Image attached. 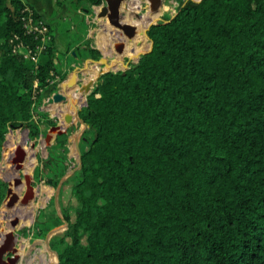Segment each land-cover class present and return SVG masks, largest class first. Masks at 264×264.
<instances>
[{"label": "trees", "instance_id": "1", "mask_svg": "<svg viewBox=\"0 0 264 264\" xmlns=\"http://www.w3.org/2000/svg\"><path fill=\"white\" fill-rule=\"evenodd\" d=\"M100 1L54 4L86 14ZM178 1L146 31L150 51L100 74L79 108V167L68 169L73 127L45 147L37 180L54 187L72 170L66 227L48 240L57 264H264V0ZM25 8L49 37L34 58L16 49L41 43ZM54 43L32 6L0 0V147L8 126L38 135L42 92L65 76ZM38 216L34 237L61 223L52 207Z\"/></svg>", "mask_w": 264, "mask_h": 264}, {"label": "rangeland", "instance_id": "2", "mask_svg": "<svg viewBox=\"0 0 264 264\" xmlns=\"http://www.w3.org/2000/svg\"><path fill=\"white\" fill-rule=\"evenodd\" d=\"M137 1L138 3L135 4L137 5V8H134V5H131L130 10L132 11L130 16L124 17L123 19L119 20L122 26L123 24H126L132 27V32L127 29H118L116 27H113L104 18L97 17L98 20L96 18H92L90 9L89 12L85 14L74 12L66 3H64L63 5L61 4V7H59L58 5H54L56 9L61 8L63 10L62 13L60 12L61 15L59 16H55L54 14H52L51 22L54 26V45L56 56L60 61L57 69L61 73H65V76L62 80L56 81L54 83L57 87L56 89H59V84L72 73L71 71L73 67H67L66 65L70 62L77 63L78 61V64H75V66L77 67L75 68V71L77 73L76 82L80 83L81 86H85L87 80H90L91 82L89 83V92H91L99 72L105 70L106 68L112 67L111 65L114 64V61L117 58L120 59V56H118L119 53L115 50L116 45L122 43V47L124 50L123 53L125 54L128 53L129 49H135L138 46L139 47L137 48L136 52H141L148 48L149 41L147 40V38H145V36H143L144 27L142 24H140L139 21L143 22L144 18H146V24L148 19L150 18L154 19L152 21H161L164 19V17L174 14L177 6L180 3L178 0H161L158 11L152 13L147 10L145 0ZM134 15H137L139 17L135 18ZM87 27L91 30L92 35L85 38L84 34L87 30ZM107 29H109V31H107ZM95 37H97L98 39L102 38L100 44L99 42H97V39ZM135 41L136 43H134ZM85 46H89L92 48H95V46H97L98 48H100L102 56L106 60V65L100 62H96V60H91V62L89 60L84 61L83 58H81L80 60H76L78 59V57L75 56L72 49L76 47L78 48L76 50L77 53L81 51L82 54H86V48L84 49ZM67 50L69 51L67 52ZM125 50L127 52H125ZM99 56H101V54H99ZM113 67L115 68V70L124 69L120 65V63L114 64ZM50 86L52 87L53 84L49 83L47 88H45L42 92V98L40 99V103L38 104L36 109L38 111L45 112L47 114V117H38L36 115L34 116L35 119L38 120V135L35 138H29L26 127L22 125L8 126L0 147V180L4 181L6 183V187H10L11 193H13L17 197V199L9 208H6L4 205L5 194L3 197L4 200L2 199L0 202V233L8 230V222L11 217H14L11 214L14 210L20 207L26 208V214L20 219V221L18 218H16L17 224L15 223L12 229L13 236L15 237V254L18 257L15 264H48L56 262L55 255L52 252L47 251V249L45 248L44 238L47 232L51 230L57 229V232H55V234L62 232L65 229L63 222L61 221L60 224L51 227L45 233V235L41 237H34L32 226L37 220L46 221V219L38 216L41 210L45 208L50 209V207H52L55 213L59 217H61L59 211V203H62V205L73 204V199L68 195V186H62L63 181L59 184L56 183V185L52 187L44 184L42 180H37L34 177V172L36 167L39 165V161L45 156V153L43 151V137L50 127L47 125L48 121H50V123H53L51 124V126L60 124L65 126L66 129L70 126L73 127V130L67 138H70L76 131L79 130V128H81V124L74 119L73 112H71L70 110L69 113L72 114L71 123L65 124L63 122L62 116L65 112H67L66 109L68 107L67 100L62 104L52 103L48 104L46 108L43 107V100L45 99L43 98V96L45 94H50V92L52 91ZM82 89L83 88H78L77 86H75L74 90L68 91L71 97H74L76 91H79V96L82 99L76 104V107L83 106L88 95H85ZM57 106L58 108L56 109ZM45 118H47V120H45ZM23 134L26 137V146L20 153L19 147L23 143ZM32 146L34 148L31 150ZM70 149L71 142H68L67 156L69 159H71V162H69L68 165V169L76 163V156L73 152L70 151ZM10 151H12L13 153H16V151L19 152V156L21 158L19 162H17L18 164L21 165L22 162L27 163L28 160L31 162V168L28 172L24 173L22 171V168L18 164H11L10 159H6V155L8 157ZM5 163H8V167H10L8 171L5 169ZM17 166L19 168H17ZM14 172H17V178L15 179H18L20 181V184H18L16 188H13L11 186L13 181L15 180L13 179ZM24 175L28 178H31V192L29 198L27 199V203L21 205L17 202V200L22 197L23 193L26 190L25 180L23 177ZM7 184H9V186ZM60 188L62 191L59 196ZM15 225L17 226L16 228H14ZM23 229H26L25 233H22ZM35 241H38V243H34Z\"/></svg>", "mask_w": 264, "mask_h": 264}, {"label": "water", "instance_id": "3", "mask_svg": "<svg viewBox=\"0 0 264 264\" xmlns=\"http://www.w3.org/2000/svg\"><path fill=\"white\" fill-rule=\"evenodd\" d=\"M121 0H103L104 4L100 6V14H97L98 16H102V15H106L107 21L110 25H112L113 27L116 28H120V29H127L130 32H132L133 28L123 24V26L121 25V23L119 22L120 19H122L123 17L121 16V13L123 12H119L118 9L120 8V2ZM147 1V9L149 12L155 13L158 11L159 9V5H160V1L161 0H146ZM125 13V12H124ZM127 14V13H126ZM138 17V16H135ZM158 21H149L145 27L143 28V36H145V38H147V40L149 41V46L146 50L138 52L134 55V58H130L129 56H127L126 54H124V50H121L117 52H119L120 54V59L115 60L114 64L120 63V65L126 69L128 67L129 63H135L138 58L150 51L151 49V45L152 42L151 40L148 38L146 31L149 29V27L151 25H155ZM131 34V33H130ZM120 48L123 49L122 44H119ZM123 53V54H122ZM105 58H103V56H100L96 62H100L102 64H105ZM112 64L111 66L113 67ZM112 67L106 68L103 71H100L99 74L96 77L95 80V84L98 83V77L100 74L104 73V72H108V71H120L123 72L124 69L121 70H115ZM76 76L77 73L75 71V69L72 70V73L59 84V89H54V91L51 93V95L47 98L44 99L43 101V107H47L48 104H52V103H59L62 104L64 103L66 100L68 101V105L70 103V101L72 100L73 97H71L68 93V91L74 90V87L77 86L78 88H83V92L85 95H87L89 93V83L85 86H81L80 83L76 82ZM85 104V102H84ZM58 108V106L56 107V109ZM80 107H76V104L73 106V116L74 119L79 122L81 124V128H79L78 131H76L70 138H67V143L71 142V149L70 151L73 152L76 156V166L75 168L79 167L80 165V152H79V148H78V139L80 136V133L82 132V130L85 128V124L82 122V120L78 117L77 113ZM71 119H72V114L69 113V111L65 112L62 116V120L65 124H69L71 123ZM65 126L63 125H53L50 126L47 130V132L45 133L44 137H43V151L45 153V147H47L49 144L53 143V138L56 134H61L63 132H65ZM72 172V170H69L68 172H66L57 182V184L61 183L70 173ZM24 180H25V186H26V190L23 193L22 197L17 200V202L21 205L26 204L27 203V199L30 196V192H31V186H30V182H31V178L26 177L25 175L23 176ZM20 184V181L18 179H15L12 183V187L16 188L17 185ZM9 186V184H7ZM7 197V198H6ZM5 207L9 208L11 207V205L13 204V202L17 199V197L11 193V188L10 187H6L5 190ZM3 199V200H4ZM3 202V201H2ZM61 221L63 222V225L66 227V222L60 217ZM15 224V221H11L10 222V227L13 228ZM55 232H57V229L55 230H51L49 232H47V234L45 235L44 238V246L45 248L52 252L55 257H56V262L55 263H48V264H57L58 259H57V254L55 253V251H53L52 249L49 248L48 246V240L49 238L55 234ZM14 236H13V232L12 229H9L7 232H5L3 234L2 239L0 240V264H15L18 257L15 254V247H14ZM34 243H38V241H35ZM33 243V244H34Z\"/></svg>", "mask_w": 264, "mask_h": 264}, {"label": "crops", "instance_id": "4", "mask_svg": "<svg viewBox=\"0 0 264 264\" xmlns=\"http://www.w3.org/2000/svg\"><path fill=\"white\" fill-rule=\"evenodd\" d=\"M21 1H23V2H25V3H27V4H29L30 6H32V8L36 11V13L45 21V22H47L48 23V25H53V23L51 22V20H52V14H54L55 16H59V15H61V13L63 12V10L60 8V9H56L55 8V2H54V0H21ZM130 2H132L131 0H129ZM119 4H120V8L118 9V11L121 13V12H123V13H121V16L123 17H127V15H126V13H124V11H126L125 10V8H122L123 7V4H122V2H119ZM90 11H91V13H92V18H96L97 20H98V18H104L105 20H107V18H106V15H102V16H98L97 14H100V12H101V10H100V7L97 5H93V6H91L90 7ZM61 12V13H60ZM127 12H128V15H129V12H131L130 11V8L128 7V10H127ZM98 17V18H97ZM123 17V18H124ZM122 18V19H123ZM121 20V19H120ZM140 22V24H142L143 26H144V23L142 22V21H139ZM107 31H109V29H107ZM90 35H92V32H91V30L87 27V30L85 31V34H84V36H85V38L86 37H88V36H90ZM97 35H98V33H97ZM96 39H97V42H99V44H100V41L102 40V38H97V37H95ZM122 44V43H121ZM142 46V45H141ZM94 49H96L97 51H98V53L99 54H101V56H102V53H101V49L100 48H98L97 46H95V48ZM118 49H119V51H120V49L121 50H123L122 48H120V46H119V44L118 45H116V47H115V50H116V52L118 51ZM119 53V52H118ZM118 56H120V54L118 55ZM100 57V56H99ZM115 58V57H114ZM116 59V58H115ZM114 59V60H115ZM118 59V58H117ZM116 59V60H117ZM76 60H80V58H78V59H76ZM84 61H86L85 59H84ZM90 61V60H89ZM91 62V61H90ZM106 62V61H105ZM115 62V61H114ZM75 64H78V61H77V63H75V62H70L69 64H67L66 66L68 67V66H72L73 67V69H75V68H77L76 66H75ZM106 65V64H105ZM64 69H65V67H64ZM72 69V70H73ZM87 70H88V68H87ZM72 72V71H71ZM88 82H91L90 80H87V82H86V84L85 85H87L88 84ZM51 87V86H50ZM53 92V90L50 92V94H45L44 96H43V98H47V97H49L50 95H51V93ZM44 101V100H43ZM8 151V150H7ZM14 153L12 152V151H10V153H9V156L7 157V155H6V159L8 160V158L10 159V161H13L14 160V158H13V155ZM12 164V163H11ZM10 167H8V163H5V169L8 171V169H9Z\"/></svg>", "mask_w": 264, "mask_h": 264}, {"label": "built area", "instance_id": "5", "mask_svg": "<svg viewBox=\"0 0 264 264\" xmlns=\"http://www.w3.org/2000/svg\"><path fill=\"white\" fill-rule=\"evenodd\" d=\"M132 2H130L129 0H121L120 2H122L123 7L125 8L126 11H124L125 13H127V17L130 16L131 12H129L128 15V7L131 8V5H134V8H137V5H135L136 3H138L137 0H131ZM104 2L103 0L100 1V3L98 4V6L100 7L101 5H103ZM145 4L147 5V1L145 0ZM97 6V5H96ZM148 10V9H147ZM132 11V10H130ZM25 20H24V26L31 32H34L36 34H38L40 36V41L41 43L36 46V48L34 49L33 53H29V51H23L21 49V46H17L16 49L23 54L24 57H28L30 56L31 58H34L35 55L43 48L45 41L49 38L48 35L46 34V26L44 24V22L41 19H37V18H32V12L31 10H29L28 8H25ZM137 15H134V17ZM124 17V16H123ZM139 17V16H138ZM137 17V18H138ZM136 18V17H135ZM30 54V55H29ZM54 80V79H53ZM52 80L49 81V83H51Z\"/></svg>", "mask_w": 264, "mask_h": 264}, {"label": "bare ground", "instance_id": "6", "mask_svg": "<svg viewBox=\"0 0 264 264\" xmlns=\"http://www.w3.org/2000/svg\"><path fill=\"white\" fill-rule=\"evenodd\" d=\"M143 23H144V26L143 27H145V25H146V18H144L143 19ZM141 33V32H140ZM141 41V40H140ZM134 43H136V41L134 42ZM140 44V43H139ZM139 47V46H138ZM137 47V48H138ZM137 48H135V49H129V51H128V53L126 54L127 56H129L130 58H134V55L136 54V53H138V51L136 52V50H137ZM125 52H127L126 50H125ZM125 54V53H124ZM114 68V67H113ZM115 69V68H114ZM77 95V96H76ZM80 95V93H79V91H76V93L74 94V97L72 98V100L70 101V103H69V105H68V107H67V109H66V111H73V106L75 105V104H77L82 98L79 96ZM80 106V105H79ZM22 140H23V143H22V145L19 147V152L21 153L22 152V150L25 148V146H26V137H25V135L23 134V137H22ZM34 147L32 146L31 147V150L33 149ZM19 152L18 151H16V153H14L12 156H13V158H14V160L13 161H11V163L12 164H18L17 162H19V160H20V156H19ZM31 154H33V153H31ZM16 162V163H15ZM31 162L28 160L27 161V163H25V162H22L21 163V165L20 164H18L21 168H22V171L25 173V172H28L29 170H30V168H31ZM17 168H19L18 166H17ZM16 174H17V172H14V174H13V179H15V178H17V176H16ZM15 193V192H14ZM14 217H11L10 218V220H9V222H8V230L9 229H13V228H11L10 227V222L11 221H15V223L17 224V219L16 218H18L19 219V221H20V219L26 214V208L25 207H20V208H18V209H16V210H14L12 213H11ZM17 226L15 225V227L14 228H16ZM7 230V231H8ZM7 231H4V232H1L0 233V240L2 239V237H3V234L5 233V232H7ZM15 238V237H14ZM48 251V250H47Z\"/></svg>", "mask_w": 264, "mask_h": 264}]
</instances>
